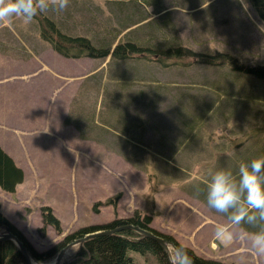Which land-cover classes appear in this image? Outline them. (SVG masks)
<instances>
[{
    "label": "rangeland",
    "instance_id": "374dc122",
    "mask_svg": "<svg viewBox=\"0 0 264 264\" xmlns=\"http://www.w3.org/2000/svg\"><path fill=\"white\" fill-rule=\"evenodd\" d=\"M132 2L148 23L121 27L122 0H69L64 11L46 13L57 16L64 32L98 46L113 49L124 35L142 46L180 45L215 56L69 58L40 37L35 19L0 24V146L24 174L14 192L0 188V211L38 251L82 227L152 212L151 227L169 230L203 258L264 264L245 239L246 250L233 252L237 240L224 246L208 236L207 217H227L206 202L212 172L237 173L241 162L264 156V78L230 65L264 66V18L251 0ZM13 70L17 79L8 81ZM35 71L37 79L20 76ZM57 86L59 101L48 109L53 97L45 96ZM74 109L82 116L77 123ZM113 116L121 122L113 124ZM127 123L137 125L134 134ZM175 193L182 197L177 207H190L186 216L173 212ZM43 206L59 218L61 232L44 223ZM78 248L68 249L63 263ZM140 262L159 264L155 257Z\"/></svg>",
    "mask_w": 264,
    "mask_h": 264
},
{
    "label": "trees",
    "instance_id": "16d2710c",
    "mask_svg": "<svg viewBox=\"0 0 264 264\" xmlns=\"http://www.w3.org/2000/svg\"><path fill=\"white\" fill-rule=\"evenodd\" d=\"M122 1H124V3L120 4V8H118L120 9V11H124L125 13L124 16H121L122 22L119 23L121 27H125L126 29V27L133 24L135 25L148 23L149 17L145 19L143 16H140L141 20H139V8L135 6L132 0ZM251 1L257 8L260 15L264 18V0ZM163 10L164 8H161V10L157 11L155 17H159L160 13ZM55 17L57 16H51L50 14L45 12L43 14L37 15L34 19L39 26L40 37L47 41L56 52L64 57H90L97 59L111 56L114 59H118V61H126L132 60V58L134 57L143 56L146 59V57L149 56V53H154L156 60H159L161 58V55H163L162 57L169 58H180L186 56L187 54L191 56L204 55L207 58H212L215 56L214 54H197L192 52L190 49H187L180 45H173L167 49H157L149 46H142L138 42H135L131 39H126L124 35L121 38L122 41L118 42L113 49L107 46H98L96 44V41H94V39L89 36L72 35L64 32ZM158 19L161 20L162 16H160ZM158 19L151 20L150 22H160L157 21ZM124 31L125 30H122V32ZM227 58L228 57L220 58L224 61L225 65H228V63H232ZM230 65L231 67H234L236 71H246V73L252 74V76L264 78V66L258 65L255 67H250L235 63ZM118 98L120 99V101H122L123 99H125V96L120 95ZM112 99L115 101L114 96ZM111 101V99L105 100V104H108ZM114 105L115 107L118 106L116 102H114ZM73 108H71L70 111H72ZM73 112L76 115L80 114V117L74 121V123H77L78 121H80V119H82L81 113H78L75 109ZM113 119L116 122L113 124H118L121 122L120 117L113 116ZM68 123H73L71 122L70 118L68 120ZM131 125L127 123L126 128H129L131 133L134 134L135 131H133V129H135L137 125H135V127ZM85 136L86 135H84V137ZM114 136L116 138L118 137L117 135ZM87 137L90 138V136ZM242 160L243 158L240 159L239 162H241ZM234 164H238V161H234ZM232 172L234 175L237 174L235 169ZM23 180L24 174L22 168L18 166L16 161L9 155V153L2 146H0V188L7 192H14L18 184L22 183ZM42 215L43 221L46 225L52 226L58 232L62 231L61 221L54 214L51 207L43 206ZM150 223L151 216H143L141 212H136L132 217L116 218L109 223L82 227L79 230L66 235L62 241L58 242L49 249L45 251H38L33 247L25 234L0 211V228H7L12 234H14L19 240H21L29 248L33 256L41 262L53 260L66 245L77 239L85 237L89 233L97 231H107L126 225L139 226L145 230L153 232L158 236L163 237L173 245H181V243L178 242L171 234L159 232L158 230L151 227ZM41 231L43 230L41 229ZM186 248L188 250L189 256L192 259V264H229L221 260L219 261L203 258L197 255V253H195V251L191 248ZM151 257H155L159 264H169L168 258L163 248L155 240L143 237L139 233L132 230H121L116 231L110 235H100L86 239L82 244L79 245L78 252L63 264H141L140 259H148ZM0 264L29 263L27 262L26 258L24 257L18 246L15 244V242L12 240H7L0 242Z\"/></svg>",
    "mask_w": 264,
    "mask_h": 264
},
{
    "label": "clouds",
    "instance_id": "9594fccd",
    "mask_svg": "<svg viewBox=\"0 0 264 264\" xmlns=\"http://www.w3.org/2000/svg\"><path fill=\"white\" fill-rule=\"evenodd\" d=\"M69 0H0V24L10 25L14 17L29 24L49 10L64 11ZM209 209L224 214L228 224H218L214 237L224 246L236 238V228H244L247 247L264 258V156L241 162L237 174L219 169L210 174L206 185ZM231 225V227H229ZM169 264H192L185 245L168 250Z\"/></svg>",
    "mask_w": 264,
    "mask_h": 264
},
{
    "label": "water",
    "instance_id": "95a60500",
    "mask_svg": "<svg viewBox=\"0 0 264 264\" xmlns=\"http://www.w3.org/2000/svg\"><path fill=\"white\" fill-rule=\"evenodd\" d=\"M121 230H132V231L139 233L143 237H147V238L155 240L163 248V250H164V252L168 258V250H170L171 247L173 246L172 243L168 242L163 237L154 234L153 232H150V231L145 230L139 226H134V225H126V226H122V227L107 230V231H97V232L89 233L85 237L77 239V240L69 243L68 245H66L59 252L58 257L56 259L57 262H52V263L41 262V261L37 260L33 256V254L30 252L29 248L21 240H19L14 234H12L7 228H6V233H3L0 235V242L1 241H7V240L14 241L15 244L18 246V248L21 250L22 254L24 255V257L26 258V260L29 264H63V259L66 256L68 249H70L71 247H73L77 244H82L88 238H93V237L100 236V235H110L116 231H121ZM168 261H169V259H168Z\"/></svg>",
    "mask_w": 264,
    "mask_h": 264
},
{
    "label": "crops",
    "instance_id": "0c3cea01",
    "mask_svg": "<svg viewBox=\"0 0 264 264\" xmlns=\"http://www.w3.org/2000/svg\"><path fill=\"white\" fill-rule=\"evenodd\" d=\"M44 68V66H41L40 67V69L38 70V71H41V69H43ZM38 71H35V72H29L28 74L27 73H22L20 76H22V77H24V78H26V79H28V75H29V79H37V78H39L40 77V75L38 74ZM46 72L45 71H41L40 72V74H41V76H45V77H47V74H45ZM17 73L16 72H14V70H13V72L12 73H10V74H7L6 75V79L8 80V81H10L11 79H14V80H16L17 79V75H16ZM36 96V98H38V93L35 95ZM43 97V96H42ZM42 97H41V99H40V101H42ZM45 97H53V99H52V101H51V103L50 104H46V107H48V109H49V107H50V105L53 103L54 105H55V103H57L58 101H59V98H60V94H59V89H58V86L56 87V89L55 90H52V93L50 94V95H46ZM36 105H37V103L38 102H34ZM71 108V107H70ZM68 114H70V109H68V112H67V115L66 116H68ZM66 116L64 117V118H66ZM11 128V126H9L8 127V129H10ZM21 129V128H20ZM235 166V165H234ZM192 194H194V192H191ZM196 196H200V197H202L203 198V196H201V195H199V194H195ZM171 198H173V200H172V202H171V204H173L174 206H173V212H175V214H176V217H178L177 216V213H180V214H183L184 216H186L187 214H189V212H190V207L188 206V205H186L185 206V204L183 203V205H181V206H179V207H177V205H175V202L176 201H180L181 199H182V197L180 196V194L179 193H175V195L173 196V197H171ZM184 207H186V208H184ZM147 212H150V210H148ZM152 212H150V214L148 213V215L149 216H152ZM153 216H154V214H153ZM207 219H208V221H209V223H208V230H207V233H208V236L211 234H213L214 233V227H216V225H218V224H228V220H227V218H225V217H221L220 218V220L221 221H219V220H214V218H208L207 217ZM153 227V226H152ZM229 227H231V225H229ZM154 229H156V230H158L159 232H162V233H167V234H169L167 231H169V230H166V229H162V230H159V229H161V228H155V227H153ZM235 232H236V238L234 239V241L235 240H237L238 242H237V244L236 245H233V250H230V251H233V252H242L243 250H246V244L244 243V241H243V239H245L244 238V236H243V234L242 233H240L239 232V230L238 229H236V230H234ZM234 241H233V243H234ZM232 243V244H233ZM245 244V245H244Z\"/></svg>",
    "mask_w": 264,
    "mask_h": 264
}]
</instances>
